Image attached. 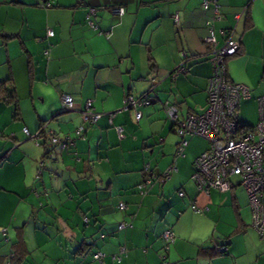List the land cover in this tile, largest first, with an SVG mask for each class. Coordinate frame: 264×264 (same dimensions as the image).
<instances>
[{
	"label": "crops",
	"instance_id": "0c3cea01",
	"mask_svg": "<svg viewBox=\"0 0 264 264\" xmlns=\"http://www.w3.org/2000/svg\"><path fill=\"white\" fill-rule=\"evenodd\" d=\"M202 1L47 0L45 8L41 0H0V82L12 80L19 106L15 119L11 106L0 103V256L20 239V264H264V239L251 226L244 190L236 184L208 195L197 189L194 162L206 149L192 152L186 140L197 136H178L175 152L182 141L186 146L175 153L165 179L135 172L148 147L142 128L162 134L170 122L167 107L176 108L180 119L206 109L213 75L208 60L225 43L221 32L231 31L241 46L227 62L228 80L250 89L237 122H257L256 98L264 94V0H218L216 18L202 10ZM209 29L213 48L206 43ZM183 63L185 73L176 75ZM152 92V103L136 108L141 118L135 121L125 96ZM63 96L72 98L71 110ZM158 101L161 107L149 108ZM27 105L33 112L24 117ZM84 112L100 116L92 123ZM64 114L70 116L60 118ZM42 125L38 140L22 132L25 127L35 134ZM172 129L171 123L176 135ZM51 135L68 145L52 144ZM180 159L186 164L179 168ZM42 167L51 179L36 185ZM11 169L24 174L23 184L19 177L9 187ZM35 207L44 214L34 216ZM167 229L175 237L169 245L162 238ZM82 242L90 250L76 255ZM225 242V255L198 254L199 246ZM97 253L99 262L92 260Z\"/></svg>",
	"mask_w": 264,
	"mask_h": 264
},
{
	"label": "built area",
	"instance_id": "2783aa9c",
	"mask_svg": "<svg viewBox=\"0 0 264 264\" xmlns=\"http://www.w3.org/2000/svg\"><path fill=\"white\" fill-rule=\"evenodd\" d=\"M41 1V7H50L47 0ZM217 1L204 0L203 11H208L209 7L213 6V17H219ZM116 12L122 14L123 11L118 9ZM93 13L94 10L91 9L87 18ZM174 21L178 22L177 16L174 17ZM87 23L92 29H98L93 22L88 20ZM206 26H209L208 22ZM221 34L225 36V43L217 49L213 48L216 45V39L211 29L206 38V43L213 48L208 60L212 66L213 75L207 86L206 109L200 114H191L180 119L176 108L167 107V118L179 137L197 136L205 139L209 144V148L194 162L192 179L197 189L208 195L212 189L224 192L230 190L234 184L240 186L247 196L251 226L259 236H264V94L257 98V124L249 131L242 130L237 122V113L240 102L250 97V89L244 85L231 83L227 78V62L237 55L241 46L234 39L231 31L221 32ZM46 36L53 37V31L48 29ZM184 71L183 63L176 68L175 74ZM146 100L147 94L143 96V99L125 96V106L132 110L135 121L141 118V112L136 108L148 106L149 101ZM62 101L66 110L73 108L71 97L63 96ZM86 108L87 110L91 108L90 101L86 102ZM99 116V114L83 113V119L92 123ZM22 131L27 137L33 139L38 136V134L30 135L26 128ZM117 131L120 134V129ZM51 142L56 144L58 140L51 138ZM185 146L186 142L182 141L177 146L176 154L181 155ZM179 195L182 196V193ZM118 207L120 210L125 209L123 204H119ZM192 209H196L194 205ZM122 227L121 225L119 228ZM162 237L167 242L174 241V235L170 229L166 230ZM94 259L100 260L101 255H95Z\"/></svg>",
	"mask_w": 264,
	"mask_h": 264
},
{
	"label": "rangeland",
	"instance_id": "374dc122",
	"mask_svg": "<svg viewBox=\"0 0 264 264\" xmlns=\"http://www.w3.org/2000/svg\"><path fill=\"white\" fill-rule=\"evenodd\" d=\"M157 91L159 92V95H163L159 90H157ZM141 94H142V92L139 95H141ZM150 95L153 96L155 94H153V92H152ZM167 95H168L167 93L164 94V96H167ZM160 104H161V102L158 101L149 108H155L158 105L161 107ZM32 112H33V110H32L30 105H27L26 107H23V106L21 107V113L24 117H25V115H29V114L31 115ZM161 112L164 113V111H161ZM63 116L66 117V116H70V115L64 114V115L60 116V118ZM143 120H145V119H143ZM143 120L141 121L139 128H138L137 124H135V128L140 130V127L142 125H145V124H143ZM51 124H55V122L52 121ZM165 124H166V126L164 127L162 134L156 133V134L152 135L151 131L150 132L148 131L147 126L142 128L141 131H143L145 134H148V137H147L148 142L145 143V146H148V147L144 149L146 159H143L142 157L140 158V160H139L140 166H139L138 170H136L135 172L142 173L143 170H146L147 168H149L151 170L155 169L160 174H167V173H169L168 172L169 168L173 167L172 163L174 162V160H175L174 157L176 155L175 154L176 153L175 152V144L179 141V137L177 134H176L177 135L176 136L175 134L169 132V128L171 126V123L168 120ZM160 128H161L160 126L159 127H153L154 130H156V129L160 130ZM186 140H188L189 143H191L192 152L194 150H198V149L199 150L202 149L204 151L205 149L207 150L209 148V144L205 139H202V138L200 139L197 137L190 139L189 137H186ZM30 142L33 144L32 141H30ZM25 144H28V142H26ZM186 156H187V158L190 157L189 155H187V153H186ZM134 157H135V155L133 156V158ZM182 160L186 161V159H180V161L178 162L179 168H180V163H185ZM39 164H40V162H39ZM149 164H150V166H149ZM20 171H22V170H20ZM49 171L50 170L45 169V167L44 168L42 167L40 169L37 168V171H36L37 174L34 175L36 182H34V181L33 182L37 185V184L41 183L43 180H48V179L50 180L51 176L49 175L50 174ZM130 172H132V171H130ZM180 173L183 174V171L180 170ZM23 175L24 174L19 173L18 170L11 169L8 172V178H7L8 183H9V187H11L13 184H16L19 180V177H20V181H22V184H23V179H24ZM175 178H176V176L173 177L172 179H175ZM37 179H38V181H37ZM21 187H23V189L25 188V186H21ZM2 190H4V192H6L5 195L12 196L10 194H13L16 197H17V195H19L17 193H14L13 191L5 190L4 188H2ZM20 194H22V193H20ZM22 195L25 196L28 194L23 193ZM31 195L35 196L34 192H31ZM27 198H28V196H27ZM33 213H34V216H36V217H38V215H43L44 214V208L35 207L33 209ZM40 220L41 219H39V218L37 219V221H40ZM52 220H53L52 218H49V221H52ZM31 225H36V224H31ZM45 225H46L47 229L50 227V226H47V224H45ZM48 225H50V223Z\"/></svg>",
	"mask_w": 264,
	"mask_h": 264
},
{
	"label": "trees",
	"instance_id": "16d2710c",
	"mask_svg": "<svg viewBox=\"0 0 264 264\" xmlns=\"http://www.w3.org/2000/svg\"><path fill=\"white\" fill-rule=\"evenodd\" d=\"M204 1V0H203ZM202 1V2H203ZM216 5H218V1H217V3H216ZM219 7V6H218ZM201 8H202V3H201ZM203 10V9H202ZM208 10H213V6H210L209 7V9ZM204 12H207V11H204ZM220 14V13H219ZM225 33H226V31H224ZM228 32V31H227ZM240 51V50H239ZM238 51V52H239ZM238 54V53H237ZM185 73V71L183 72V74ZM179 74H182V73H179ZM12 80L9 78V79H6V80H4V81H1L0 82V103H2V104H6V105H10L11 106V108H12V111H13V117L16 119V118H18V116H19V111H18V109H19V106H18V99L16 98V95H15V90H14V87H13V84H12V82H11ZM207 92V91H206ZM146 94V93H145ZM145 94H143L142 96H140L139 98L140 99H143V96L145 95ZM152 97H151V95L148 93L147 94V100L146 101H149V105L152 103V99H151ZM256 102H257V98H256ZM148 105V106H149ZM258 105V104H257ZM142 107H146V106H142ZM240 107V106H239ZM258 107V106H257ZM198 114H200V113H198ZM197 115V114H196ZM257 122H258V115H257ZM257 122H256V124H257ZM239 124V123H238ZM255 124V125H256ZM44 125V124H43ZM40 126L39 127V129L37 130V132L35 133V134H38V136H36V138H34V140H38L39 138H40V135H41V133L43 134L44 133V131H43V127L44 126ZM240 125V124H239ZM254 125V126H255ZM254 126H248V125H240V127H241V129L242 130H247V131H249L251 128H253ZM172 127H173V131H174V133H175V129H174V126H173V124H172ZM25 128V127H24ZM23 128V129H24ZM22 129V130H23ZM27 129V128H26ZM28 130V129H27ZM23 132V131H22ZM29 132V131H28ZM41 132V133H40ZM24 134V133H23ZM29 134L30 135H32V136H34L35 134H31L30 132H29ZM25 135V134H24ZM26 136V135H25ZM27 137V136H26ZM55 138V139H57L56 137H53V135H51L50 136V138ZM28 138H30V137H28ZM33 139V138H32ZM58 140V143H56L55 145H58V146H60L62 149L63 148H65L67 145H68V143L67 142H65V143H61L60 142V140L59 139H57ZM52 143V142H51ZM52 144H54V143H52ZM43 145V144H42ZM62 146H64V147H62ZM46 152H47V150H46ZM49 153L47 152L45 155H48ZM3 162V160L0 162V164ZM145 172L147 173V174H149L150 173V175L149 176H147L148 177V180L150 179V178H153V177H155V178H162V179H165L166 178V174H163V175H159V174H154L152 171H150V169L148 168L147 170H145ZM147 181V180H146ZM145 181V182H146ZM140 187V186H139ZM123 226L121 229L119 228L120 226ZM121 225H119L118 226V230H122L124 227H125V225H123V224H121ZM167 230H169V229H167ZM171 230V229H170ZM5 231V230H4ZM3 231V233H5ZM164 233V232H163ZM163 235V234H162ZM261 238H263L264 239V236H260ZM163 238V237H162ZM175 238V237H174ZM174 242V241H173ZM173 242H167L166 241V244L167 245H169V244H172ZM13 248L11 249V252H10V254L9 255H6V256H0V264H20L21 263V261H22V258L24 257V253H25V249H24V244H23V242L22 241H20V239L17 241V242H15V244H13V246H12ZM90 248V244H88V243H84V242H82L81 244H80V246L76 249V252H75V254L76 255H80V254H85L86 252H87V250H90L89 249ZM227 250H228V245H227V242H225V243H221V244H215V245H213V246H207V245H203V246H199V248H198V254L199 255H207V256H214V255H225L226 253H227ZM97 254H100V253H97ZM97 254H94L93 256H92V260H94V261H100V260H95L94 259V256L95 255H97ZM101 255V258H102V254H100Z\"/></svg>",
	"mask_w": 264,
	"mask_h": 264
}]
</instances>
